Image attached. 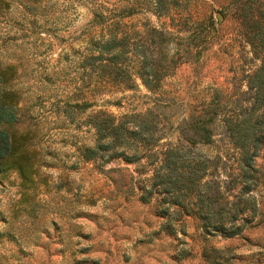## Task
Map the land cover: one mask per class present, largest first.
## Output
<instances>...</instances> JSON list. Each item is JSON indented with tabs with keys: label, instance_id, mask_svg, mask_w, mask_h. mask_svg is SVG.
<instances>
[{
	"label": "rangeland",
	"instance_id": "rangeland-1",
	"mask_svg": "<svg viewBox=\"0 0 264 264\" xmlns=\"http://www.w3.org/2000/svg\"><path fill=\"white\" fill-rule=\"evenodd\" d=\"M240 1L165 0L169 13L159 0L11 3L0 16V65L15 66L12 81L24 108L11 129L25 138L15 158L22 167L0 169V264H264V145L255 157L257 215L233 236L204 233L191 215L178 224L140 200L139 164L81 154L94 139L81 120L99 109L117 116L151 109L161 121V142H175L178 122L204 102L218 99L228 111L258 62L241 32ZM209 15L217 29L193 39L198 58L179 59L152 89L139 78L131 88L99 82L97 71L81 64L90 39L107 28L151 24L185 37ZM187 42L174 37L170 51ZM82 99L92 104L67 110V101ZM219 132L203 149L231 153Z\"/></svg>",
	"mask_w": 264,
	"mask_h": 264
},
{
	"label": "trees",
	"instance_id": "trees-1",
	"mask_svg": "<svg viewBox=\"0 0 264 264\" xmlns=\"http://www.w3.org/2000/svg\"><path fill=\"white\" fill-rule=\"evenodd\" d=\"M13 1L0 0V16ZM25 1L19 0L26 5ZM166 2L159 0V7H166L169 13ZM126 13L120 12L123 17ZM94 15L99 16V23H108L102 13L95 10ZM237 18L258 62L244 75L246 89L230 102L228 111L223 110L225 103L218 99L204 102L178 122L175 142H161V121L151 109L139 115L119 116L99 109L81 120L94 132L93 144L81 149L85 159L121 157L139 164L144 167L138 172L140 200L178 224L191 215L204 233L222 236L239 234L253 224L258 209L254 189L261 184L255 157L264 145V0H241ZM215 27L209 15L208 21L187 30L185 37L173 36L171 31L151 24L143 29L125 24L119 29L107 28L90 39L92 46L83 53L81 64L96 70L99 82L131 88L139 78L152 89L173 72L179 59H197L201 53H192L193 39L204 31L199 36L203 40ZM174 37L188 42L181 50L170 51ZM14 67L0 65V169L9 165L22 167L15 158H21L17 150H21L18 147L25 135L18 139L11 129L24 108L21 90L12 81ZM67 104L69 110L71 106L83 109L92 103L82 99ZM218 130L230 144L231 153L209 154L203 149L214 142ZM126 191H133V185Z\"/></svg>",
	"mask_w": 264,
	"mask_h": 264
}]
</instances>
